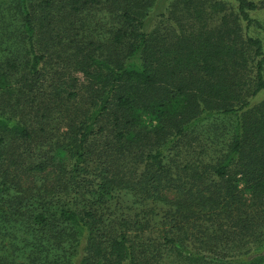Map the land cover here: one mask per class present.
Segmentation results:
<instances>
[{
    "label": "trees",
    "instance_id": "trees-1",
    "mask_svg": "<svg viewBox=\"0 0 264 264\" xmlns=\"http://www.w3.org/2000/svg\"><path fill=\"white\" fill-rule=\"evenodd\" d=\"M159 2L0 4V264H264V0Z\"/></svg>",
    "mask_w": 264,
    "mask_h": 264
},
{
    "label": "rangeland",
    "instance_id": "rangeland-1",
    "mask_svg": "<svg viewBox=\"0 0 264 264\" xmlns=\"http://www.w3.org/2000/svg\"><path fill=\"white\" fill-rule=\"evenodd\" d=\"M6 0H0V4H3ZM171 0H160V4L159 7L161 8H157V11L155 12V14H158L160 12H162L163 10H165V8L167 7V5L169 4ZM219 1H225V2H229V0H219ZM154 14V15H155ZM251 17L253 19H255L256 21H258L261 25H264V11H258L256 13H252ZM250 35L259 38L262 41L263 44V50H264V30L261 29H257L255 27L250 29ZM264 98V93H260L259 95H257L253 101H260L261 99Z\"/></svg>",
    "mask_w": 264,
    "mask_h": 264
}]
</instances>
